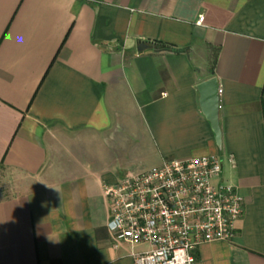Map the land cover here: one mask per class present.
Segmentation results:
<instances>
[{"label": "crops", "instance_id": "1", "mask_svg": "<svg viewBox=\"0 0 264 264\" xmlns=\"http://www.w3.org/2000/svg\"><path fill=\"white\" fill-rule=\"evenodd\" d=\"M199 156L244 209L196 264H264V0H0V166L31 181L0 199V264H134L103 185Z\"/></svg>", "mask_w": 264, "mask_h": 264}, {"label": "built area", "instance_id": "2", "mask_svg": "<svg viewBox=\"0 0 264 264\" xmlns=\"http://www.w3.org/2000/svg\"><path fill=\"white\" fill-rule=\"evenodd\" d=\"M221 174L218 156L173 158L104 184L113 240L147 246L132 253L134 264H196L193 252L231 240L243 215V197Z\"/></svg>", "mask_w": 264, "mask_h": 264}, {"label": "water", "instance_id": "3", "mask_svg": "<svg viewBox=\"0 0 264 264\" xmlns=\"http://www.w3.org/2000/svg\"><path fill=\"white\" fill-rule=\"evenodd\" d=\"M154 49L150 43H141L140 52H147ZM199 94V105L202 113L209 121L215 136L216 143L221 145V128L219 124V83L217 78L211 77L197 85Z\"/></svg>", "mask_w": 264, "mask_h": 264}, {"label": "rangeland", "instance_id": "4", "mask_svg": "<svg viewBox=\"0 0 264 264\" xmlns=\"http://www.w3.org/2000/svg\"><path fill=\"white\" fill-rule=\"evenodd\" d=\"M219 181V180H218ZM213 179L212 182H218ZM31 185V181L16 171L0 166V199L12 196Z\"/></svg>", "mask_w": 264, "mask_h": 264}, {"label": "trees", "instance_id": "5", "mask_svg": "<svg viewBox=\"0 0 264 264\" xmlns=\"http://www.w3.org/2000/svg\"><path fill=\"white\" fill-rule=\"evenodd\" d=\"M165 46L168 47V48H170V49H174V46H171V45H169V44H168V45H165ZM174 50H175V49H174ZM175 51L178 52V51H180V50H179V49H176Z\"/></svg>", "mask_w": 264, "mask_h": 264}]
</instances>
